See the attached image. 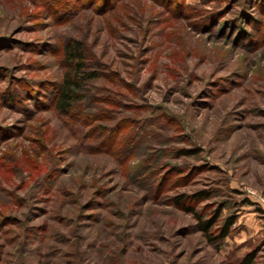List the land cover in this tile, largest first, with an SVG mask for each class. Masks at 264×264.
<instances>
[{
	"label": "rangeland",
	"instance_id": "1",
	"mask_svg": "<svg viewBox=\"0 0 264 264\" xmlns=\"http://www.w3.org/2000/svg\"><path fill=\"white\" fill-rule=\"evenodd\" d=\"M74 41L98 76L60 110ZM180 195L220 208L207 234ZM246 253L264 264V0H0V264Z\"/></svg>",
	"mask_w": 264,
	"mask_h": 264
},
{
	"label": "trees",
	"instance_id": "2",
	"mask_svg": "<svg viewBox=\"0 0 264 264\" xmlns=\"http://www.w3.org/2000/svg\"><path fill=\"white\" fill-rule=\"evenodd\" d=\"M65 61L68 63V67L73 71V75L70 72L66 73L65 79L62 82V85L59 88L55 99V106L60 110H67L70 108L71 103L73 102L76 94L74 93V87L78 85L80 76L94 78L97 77L98 74L95 71H84V59H83V49L79 42L74 41L65 46ZM186 152V151H184ZM205 196L203 191H199L192 195V199H203ZM174 202L180 207L189 213H192L197 220V226L200 231L204 234H207L208 231L217 223L220 208L212 213L211 216L207 218H202L200 214L194 210V207L190 204L183 202V195L176 196ZM235 221V217L233 215L227 216L222 220L220 225L217 227L216 234L209 236L211 241H217L224 239L229 233L230 229ZM253 253H246L237 264H252L253 262Z\"/></svg>",
	"mask_w": 264,
	"mask_h": 264
}]
</instances>
